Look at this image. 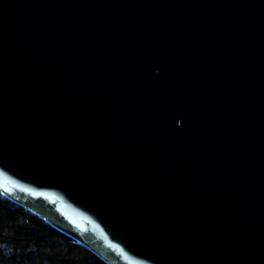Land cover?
<instances>
[{"label":"water","instance_id":"95a60500","mask_svg":"<svg viewBox=\"0 0 264 264\" xmlns=\"http://www.w3.org/2000/svg\"><path fill=\"white\" fill-rule=\"evenodd\" d=\"M0 193L108 264H264V0H0Z\"/></svg>","mask_w":264,"mask_h":264},{"label":"trees","instance_id":"16d2710c","mask_svg":"<svg viewBox=\"0 0 264 264\" xmlns=\"http://www.w3.org/2000/svg\"><path fill=\"white\" fill-rule=\"evenodd\" d=\"M0 264H108L0 193Z\"/></svg>","mask_w":264,"mask_h":264}]
</instances>
